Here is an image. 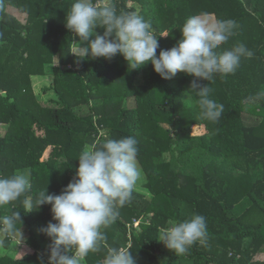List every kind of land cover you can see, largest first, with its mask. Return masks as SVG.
I'll return each mask as SVG.
<instances>
[{"label": "trees", "instance_id": "16d2710c", "mask_svg": "<svg viewBox=\"0 0 264 264\" xmlns=\"http://www.w3.org/2000/svg\"><path fill=\"white\" fill-rule=\"evenodd\" d=\"M112 2L118 14L136 13L151 24L157 56L180 39L188 17L210 13L238 24L220 50L243 43L254 55L242 58L234 74H216L210 82L183 72L164 79L151 62L131 69L121 54L75 57L70 50L79 37L65 26L74 0H0V176L31 169L30 191L0 207V216L18 211L22 220L15 232H1L2 245L23 241L15 255L0 256V264H47L44 243L50 238L40 229L55 223L51 205L27 211L25 199L34 200L45 188L60 194L75 177L83 151L127 136L138 142L137 161L151 196L134 189L130 202L118 207L117 220L101 229L104 239L86 264H103L113 247L130 249L136 264H256L264 245V99H255L264 90V0ZM96 31L102 35L104 29ZM50 64L53 85L45 91L57 98L45 104L32 76L45 74ZM194 79L208 84L210 98L223 105L217 122L203 118L190 89ZM193 214L206 218L207 241L183 255L167 253L159 232L170 220ZM129 223L134 228L127 247Z\"/></svg>", "mask_w": 264, "mask_h": 264}, {"label": "clouds", "instance_id": "9594fccd", "mask_svg": "<svg viewBox=\"0 0 264 264\" xmlns=\"http://www.w3.org/2000/svg\"><path fill=\"white\" fill-rule=\"evenodd\" d=\"M65 26L79 37L70 52L78 59H112L121 54L131 69L151 62L164 79L178 72L212 81L216 74H234L242 58L251 59L253 51L243 43L221 49L235 35L238 24L233 19L209 22L200 15L188 17L179 28L181 37L170 49L159 47L151 24L136 13L118 14L112 0L96 5L93 0H74ZM102 27L103 34L96 29ZM163 33L160 36H168ZM190 89L198 96L203 118L217 122L224 107L210 98L211 89L193 80ZM255 99H264V90ZM137 140L133 136L105 139L98 146L83 151L75 177L60 194L39 192L35 199H25L27 211L50 204L52 218L40 229L50 238L47 264H84L90 252L99 250L104 239L102 228L118 218V207L130 202L141 171L137 163ZM31 189V171L24 169L10 176H0V207L17 201ZM22 223L18 211L0 216V232H15ZM206 218L193 214L189 219L173 222L159 232L158 240L175 255H183L197 242L207 241ZM41 264H45L41 259ZM103 264H136L130 249L109 248Z\"/></svg>", "mask_w": 264, "mask_h": 264}, {"label": "rangeland", "instance_id": "374dc122", "mask_svg": "<svg viewBox=\"0 0 264 264\" xmlns=\"http://www.w3.org/2000/svg\"><path fill=\"white\" fill-rule=\"evenodd\" d=\"M108 2H109V0H104L102 3L104 4V3H108ZM11 10H12V12L15 15H18L23 22H26V15L20 14L18 11H16L15 8L14 9L11 8ZM202 18L207 19L210 23L215 21V17H214V15L212 13L206 14V15H202ZM55 62H57V58H55ZM46 70H47L46 73L43 74V75H34V76H32V83H33V88H34V91L36 93V96H37L38 100L44 102L45 104H46L47 101L51 100V98H57V95L55 94V92L53 90L52 91H45V88H48V87L53 85V79H54L53 65H51V64L47 65ZM51 104H52V102H51ZM4 131H5V127L2 125L0 127V132L4 133ZM137 163H138V167L140 168V171H141V176H140V179L136 183L135 190L140 191V192H144V194H146L147 197H150L151 194H150L149 190L145 187V183L147 181L145 172L143 171V169L140 166L138 161H137ZM29 170L31 171V169H29ZM173 222H175V221L170 220L167 223V226L164 227L163 229H165L167 227H170ZM129 224H128V237H129L128 243L130 241L132 242V228H134V227L130 228ZM130 232H131V236L129 235ZM2 238H3V235L0 232V256H4V255L13 256V255H15V253L18 251L19 246L23 242L22 239H21L22 237L21 238L19 237L20 239H18V238L17 239H13V241L11 242L9 248H5L2 245V243H1L2 242ZM44 245L47 246L48 242H45ZM161 245H162L163 249L167 253L172 251V250L168 249L163 244V242H161ZM258 261H264V245L261 247L260 251L256 255V257L254 259V263L258 264L257 263ZM180 264H187V263L181 262Z\"/></svg>", "mask_w": 264, "mask_h": 264}, {"label": "built area", "instance_id": "2783aa9c", "mask_svg": "<svg viewBox=\"0 0 264 264\" xmlns=\"http://www.w3.org/2000/svg\"><path fill=\"white\" fill-rule=\"evenodd\" d=\"M139 223V220H135V222H134V225H137ZM129 226H130V228H132V225L131 224H129ZM131 231V230H130ZM130 236H131V232H130V234H129ZM132 245V242L130 241L128 244H127V247H129V246H131Z\"/></svg>", "mask_w": 264, "mask_h": 264}, {"label": "crops", "instance_id": "0c3cea01", "mask_svg": "<svg viewBox=\"0 0 264 264\" xmlns=\"http://www.w3.org/2000/svg\"><path fill=\"white\" fill-rule=\"evenodd\" d=\"M202 16V15H201ZM58 63V61L57 62H55V64H57ZM34 76V75H33ZM140 169V168H139ZM135 189V188H134ZM48 245H49V243H48ZM47 250L50 252V250H49V248H47ZM84 264H86V262H84Z\"/></svg>", "mask_w": 264, "mask_h": 264}]
</instances>
